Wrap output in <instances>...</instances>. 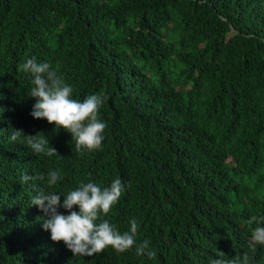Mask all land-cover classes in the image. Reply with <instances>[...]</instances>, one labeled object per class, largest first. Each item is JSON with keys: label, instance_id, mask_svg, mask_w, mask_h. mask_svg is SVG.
<instances>
[{"label": "trees", "instance_id": "16d2710c", "mask_svg": "<svg viewBox=\"0 0 264 264\" xmlns=\"http://www.w3.org/2000/svg\"><path fill=\"white\" fill-rule=\"evenodd\" d=\"M33 56L74 98L104 97L99 150L30 115L20 65ZM0 116L57 153L0 124V264H209L218 252L264 264V246H247L249 216L264 215V0H0ZM49 169L60 193L119 177L125 191L102 218L121 232L135 218L155 255L93 258L52 241L30 204L50 190Z\"/></svg>", "mask_w": 264, "mask_h": 264}, {"label": "clouds", "instance_id": "9594fccd", "mask_svg": "<svg viewBox=\"0 0 264 264\" xmlns=\"http://www.w3.org/2000/svg\"><path fill=\"white\" fill-rule=\"evenodd\" d=\"M20 68L29 74L32 85L29 96L34 99V103L30 115L34 119H45L56 128H63L70 133L78 151L99 150L105 139L103 133L106 123L98 117L104 97L93 93L82 100L74 98L72 86L47 61H39L35 56L27 58ZM0 124L11 131V141H17L23 133L12 129L6 116H0ZM23 138L33 153L57 155L44 134L23 133ZM30 179L27 175L22 177L25 181ZM40 179L45 180L50 190H37L30 197V204L43 213L41 226L50 233L52 241L63 242L74 254L93 255V258L104 256L103 250L108 247L118 252L133 250L137 256L148 258L155 255L147 239L137 241L138 223L135 218L129 219V227L123 232L108 219L102 218L125 191V185L119 177L113 178L104 187L92 180L79 181L74 188L64 193L51 190L62 180L58 170L49 169L46 177L41 174ZM247 222L255 225L248 238V248L264 246V215H251ZM223 255V252H218L215 258L209 260V264H250L248 253L227 260Z\"/></svg>", "mask_w": 264, "mask_h": 264}]
</instances>
